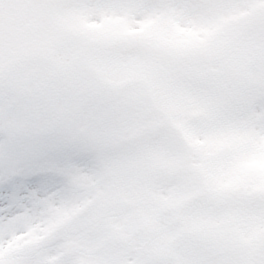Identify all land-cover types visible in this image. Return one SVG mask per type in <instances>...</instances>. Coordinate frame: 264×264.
I'll use <instances>...</instances> for the list:
<instances>
[{"label": "snow or ice", "instance_id": "1", "mask_svg": "<svg viewBox=\"0 0 264 264\" xmlns=\"http://www.w3.org/2000/svg\"><path fill=\"white\" fill-rule=\"evenodd\" d=\"M0 264H264V0H0Z\"/></svg>", "mask_w": 264, "mask_h": 264}]
</instances>
